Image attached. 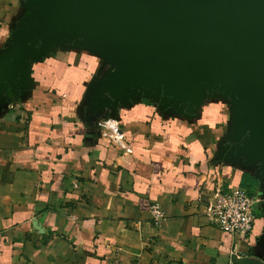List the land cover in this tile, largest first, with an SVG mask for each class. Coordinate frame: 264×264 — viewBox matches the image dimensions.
I'll list each match as a JSON object with an SVG mask.
<instances>
[{
	"label": "crops",
	"instance_id": "crops-1",
	"mask_svg": "<svg viewBox=\"0 0 264 264\" xmlns=\"http://www.w3.org/2000/svg\"><path fill=\"white\" fill-rule=\"evenodd\" d=\"M23 1L0 0V59ZM102 68L88 49L58 48L33 65L29 91L0 101V264H264L260 193L246 239L205 214L218 186L254 175L226 156L230 109L214 119L217 107L204 103L188 115L130 100L111 114L120 148L81 108Z\"/></svg>",
	"mask_w": 264,
	"mask_h": 264
},
{
	"label": "water",
	"instance_id": "water-1",
	"mask_svg": "<svg viewBox=\"0 0 264 264\" xmlns=\"http://www.w3.org/2000/svg\"><path fill=\"white\" fill-rule=\"evenodd\" d=\"M23 6L0 59V101L29 91L33 65L69 46L102 60L88 86L89 124L140 96L184 114L205 98L225 96L232 111L226 156L254 169L264 200V0H24Z\"/></svg>",
	"mask_w": 264,
	"mask_h": 264
},
{
	"label": "built area",
	"instance_id": "built-area-1",
	"mask_svg": "<svg viewBox=\"0 0 264 264\" xmlns=\"http://www.w3.org/2000/svg\"><path fill=\"white\" fill-rule=\"evenodd\" d=\"M100 134L120 148H125L124 135L118 122L112 118L98 123ZM261 203L259 195L251 196L234 184H221L211 196L205 210L206 216L220 230L241 239L248 238L256 221V208ZM153 223L159 226L164 214L158 204L151 206Z\"/></svg>",
	"mask_w": 264,
	"mask_h": 264
},
{
	"label": "rangeland",
	"instance_id": "rangeland-1",
	"mask_svg": "<svg viewBox=\"0 0 264 264\" xmlns=\"http://www.w3.org/2000/svg\"><path fill=\"white\" fill-rule=\"evenodd\" d=\"M26 12V9L24 8V6L21 7V13L19 14L20 17H22V15ZM106 67V66H105ZM91 78V76H90ZM89 78V79H90ZM141 99H147L149 101H151L150 99L144 97V96H140ZM212 98H205V102H203L202 104L203 105H209L210 107H217L216 110L214 111L215 115H213V117L211 118H214V119H228L227 115H228V112H229V109L231 111V101L229 98L225 97V96H222V95H214V96H211ZM87 99L84 100V105L82 104L81 108H83L84 110V114H85V110H86V107H87ZM202 106H200L199 108H197L196 112L193 113V114H188V115H198V114H202ZM232 113V111H231ZM83 114V113H82ZM83 114V115H84ZM109 118H112L111 117V113L109 110L106 111V113H104L103 115H100L96 118H94V120L92 121V124H96L97 127H98V123L100 121H104L106 119H109ZM231 118V116H230ZM98 130H99V127H98ZM226 154H227V151H226Z\"/></svg>",
	"mask_w": 264,
	"mask_h": 264
},
{
	"label": "trees",
	"instance_id": "trees-1",
	"mask_svg": "<svg viewBox=\"0 0 264 264\" xmlns=\"http://www.w3.org/2000/svg\"><path fill=\"white\" fill-rule=\"evenodd\" d=\"M147 105H153L151 101L143 99ZM242 189L246 190L251 196H257L259 194V180L251 173L244 172L239 185Z\"/></svg>",
	"mask_w": 264,
	"mask_h": 264
}]
</instances>
